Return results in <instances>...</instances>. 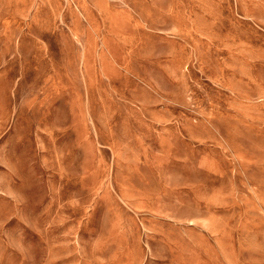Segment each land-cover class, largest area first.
<instances>
[{"label": "rangeland", "instance_id": "rangeland-1", "mask_svg": "<svg viewBox=\"0 0 264 264\" xmlns=\"http://www.w3.org/2000/svg\"><path fill=\"white\" fill-rule=\"evenodd\" d=\"M0 264H264V0H0Z\"/></svg>", "mask_w": 264, "mask_h": 264}]
</instances>
